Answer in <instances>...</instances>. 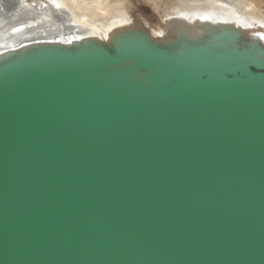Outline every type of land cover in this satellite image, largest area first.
Segmentation results:
<instances>
[{
    "label": "bare ground",
    "instance_id": "bare-ground-1",
    "mask_svg": "<svg viewBox=\"0 0 264 264\" xmlns=\"http://www.w3.org/2000/svg\"><path fill=\"white\" fill-rule=\"evenodd\" d=\"M58 1L62 2L65 7L59 8ZM58 1L0 0V57L9 51H16L37 43L72 44L85 40L108 42L115 32L126 28H145L142 20L135 15H129V13L127 15L126 12L118 15L112 13L110 7L112 1L119 0ZM178 3L181 6L190 5L193 7H187L186 10L183 8L182 11L166 17L164 21L167 25V32L157 34L149 32L153 39L165 41L170 35L175 39L184 35L191 45L198 49L197 54L201 58L198 55L196 58H198L197 62L202 71L220 69L219 72L225 74L239 70L246 74L249 64H258L259 58L254 55L234 56L222 48L209 49L195 46L199 40L209 41L207 44L215 41L211 39L212 33L206 27L214 25L234 28L240 34H238L240 41L263 50L264 17L252 18V16L255 17L253 12L257 10L252 1L180 0ZM18 16H20L19 20L23 19V21L10 22ZM47 17L51 19L52 24L45 22ZM73 17L76 21L72 20ZM114 17L115 19L120 18V20L113 21ZM246 17H250L251 22H246ZM92 19L96 23L97 21L99 23V20L104 21L100 25V23L93 22ZM169 27L170 30L175 28L174 31H170ZM170 79V77L167 78L169 81ZM52 85L35 84L29 87L30 90L24 92L6 93L5 96H0V105L9 104L11 101L13 104H22L26 103L22 100H26L27 105L23 107L40 111L43 110V103L47 100L61 99L60 96L65 100L70 99L69 95L57 94L58 91L50 89L61 88V93L63 91L76 92L81 95L79 96L81 100L76 99L75 101L76 108L79 109L81 105L90 107L93 105L95 108L91 112L114 114L116 117L119 116V113L122 115L121 113L138 110L139 108H135V106L137 103L140 104L139 101L151 100L139 97L141 94L136 92L117 89L110 91L96 85L89 86L88 84L85 89L65 86V90H62V86L58 84H55L56 87H52ZM181 86L184 87V84ZM224 95L230 99L233 98L232 101L245 96H250L252 99L237 103L240 106L216 107L217 111L233 115L225 129H240L243 132L264 136V119H262L264 118V103L256 102L260 98L264 99V92L263 94L261 92L249 94L237 91ZM191 97H200V95L196 92ZM191 97L183 95L182 99H191ZM212 97L218 98V95ZM32 105L33 107H30ZM16 107L21 106L16 105ZM6 111V109H0V116L7 117L12 112H16L12 110L7 114ZM242 113L247 116H238ZM16 114L18 113L14 115ZM123 123L119 125H124ZM206 124L205 121L198 123L199 126ZM69 128L68 126L64 127L66 130ZM122 128H126V126ZM111 130L117 132L114 127ZM32 146L25 144V148L22 149L28 150ZM196 148L190 146L186 150L195 153L200 150ZM179 150L186 151L183 148H179ZM207 150L208 148L199 152L205 153ZM23 151L19 149L16 154ZM160 152L153 153L154 155L138 152L137 155H130L126 159H131L129 164L132 167L138 162L147 166L151 164L152 169L148 167V174L152 177L156 170L152 164L165 162V166L170 163L167 161L180 159L169 156V153ZM262 152H258L256 155L262 156L261 166L264 169V154ZM16 154L6 152L8 159L14 158L19 161L16 168H13L14 172L21 171L27 175L25 171L31 170L33 165L38 163L48 172L56 171L60 174L61 172H75L78 173L77 176L87 177L84 179L86 186H89L90 182L97 183L98 181V185L105 187L104 190L102 186L98 188L96 185L94 188H86L95 194L94 198H84V195H89L88 193L93 194L87 190L72 189L64 193L68 196V193L77 191L75 199L84 198L86 212L94 214L95 219L97 217L101 219L98 224H95L94 219L92 221V217L84 218L86 213L84 206L81 209L75 205L68 206L64 203L65 208L62 210L65 215L61 218V223L50 210L45 208L47 204L35 205L30 203V200L19 196H3L5 192L0 189L2 200L12 213L10 216L0 211V236L14 238L10 229L16 225L26 228L27 235L34 238L32 245L39 249L38 253L29 250L30 254L36 257V261L42 263L51 259L56 263L65 261L63 264H264V170L260 165L259 167L253 163L255 158L231 157L234 159L231 162L236 163V167H239L238 171L234 170V172L240 184L236 183L238 185L235 187L227 184L226 190L222 193L211 194L203 192L202 188L195 187L202 193L198 192V194L196 191L192 197L185 194L187 192L185 187L175 186L169 178L164 180L165 176L150 180L153 178L125 174L121 164L127 161L120 157L109 155L107 158L99 154L95 155V153L85 154V151L78 148L58 150L50 155H46L45 152L44 155L38 154L39 156H37L30 151L22 157ZM186 158L189 157L182 159ZM182 162L183 166L190 165L188 161ZM110 164L111 166L114 164L115 168L109 169L107 166ZM176 166L178 165L176 164ZM196 173L203 175L205 171L199 169ZM22 177L30 178L29 176ZM66 178L72 180V178ZM152 181L160 182L153 185ZM45 185L48 184L45 183ZM19 188L25 192L28 191L24 186ZM192 188L190 187V190ZM37 189L42 190L40 192L44 191V189ZM158 190H162L163 193H159ZM30 206L38 207V209L33 208L30 212ZM61 206L59 207L61 208ZM8 218H10L9 222H2ZM77 220H80L83 225H98L93 229L94 232H101L105 225L110 226V231L117 234L114 235L113 242L111 239L110 241L120 246L115 250L118 255L115 256L114 253L108 251L94 252L92 245H88L85 241H75L68 235L64 236L63 231L55 226L77 225L75 222ZM86 231L90 232L91 229L88 228ZM76 245H84V247L76 251ZM107 248L109 249V247ZM12 249L19 252L16 248ZM3 261L1 260V264Z\"/></svg>",
    "mask_w": 264,
    "mask_h": 264
},
{
    "label": "water",
    "instance_id": "water-1",
    "mask_svg": "<svg viewBox=\"0 0 264 264\" xmlns=\"http://www.w3.org/2000/svg\"><path fill=\"white\" fill-rule=\"evenodd\" d=\"M206 27L212 33L211 39L215 41L207 44L209 41L199 40L195 46L209 49L222 48L234 56L254 55L259 58L260 63L249 64L246 74L239 70L225 74L219 72L220 69L202 71L196 58L198 49L191 45L187 37L181 35L175 39L170 35L165 41H156L145 28H126L115 32L108 42L85 40L72 44L37 43L2 54L0 96H5L6 93L24 92L30 90L29 87L32 85L45 83L53 84L52 87L58 84L62 86V90H65V86L85 89L88 84L96 85L110 91L117 89L136 92L141 94L139 97L151 99L139 101L140 104L137 103L135 106L139 108L138 110L121 113L122 115L119 113L116 117L114 114L91 112L95 108L93 105L90 107L80 104L79 109L76 108L75 101L81 100L79 98L81 95L76 92L61 93V88L50 89L58 91L57 94L69 95L70 99L65 100L60 96L61 99L47 100L43 103V110L40 111L23 107L27 105L26 100H22L26 102L22 103L24 105L15 103L21 107H16L12 101L0 105V109L7 110L5 113L12 110L18 113L16 114L18 117L13 112L10 114L12 116H0V189L5 192L3 196H19L35 205L47 204L45 208L61 221L65 215L62 210L65 208L64 203L82 209V206H86L84 198H94L95 195L86 188H94V185L98 188L102 186L98 185V181L90 182L91 184L86 186L84 179L87 177L77 176L78 173L75 172H61V174L56 171L48 172L38 163L34 164L31 170L25 171L27 175L21 171L14 172L13 168H16L19 161L14 158L8 159L6 152L16 154L19 149L24 150L19 153L20 155L16 154L19 157L27 155L28 151L39 156L38 154L44 155L45 152L46 155H50L58 150L77 148L85 151V154L95 153L107 158L109 155L120 157L127 161L121 164L125 174L146 177H150L148 170L152 169L151 164L147 166L138 162L136 165L132 164V167L129 164L131 159L126 158L137 155L138 152L147 155L159 151L169 153V156L180 159H169L171 160L167 161L170 162L169 165L165 166V162L152 164L156 170L150 177L153 179H149L165 176L164 180L169 178L175 186L185 187L187 191L185 194L192 197L194 192H201L195 187L211 194L222 193L226 190L227 184L234 187L240 184L234 172V170L238 171L239 167L231 162L234 160L231 157L255 158L253 163L261 166L262 156L256 154L262 151L264 154V136L243 132L240 129L226 130L225 127L230 123L233 115L217 111L216 107L240 106L237 103L252 100L250 96H245L232 101L233 98L224 95L231 92L263 94L264 49L254 48L240 41V34L234 28L214 25ZM174 29L170 30L169 27L170 31ZM127 74L128 76H125ZM168 77L171 78L170 81L167 80ZM83 82L87 83L83 84ZM182 84L184 87L181 86ZM196 92L200 97H191ZM183 95H188L191 99H182ZM214 95H218V98L212 97ZM256 102L262 104L264 99L260 98ZM238 116L246 117L247 114L242 113ZM200 121H205L207 124L199 126ZM122 123L124 125H119ZM67 126L70 128L64 129ZM125 126L126 128H122ZM113 127L117 132L111 130ZM25 144L33 146L28 150L22 149L25 148ZM190 146L200 150L192 153L186 150ZM48 148L50 150H47ZM206 148H208L207 152H199ZM183 157L189 158L182 159ZM182 161H188L190 165L183 166ZM111 164L107 167L114 169L115 165L111 166ZM199 169L204 170L205 173L197 175ZM152 182L154 185L160 181ZM21 186L28 191L19 188ZM190 187L193 188L190 190ZM37 188L44 191L40 192L42 190ZM72 189L87 190L93 194L88 193L89 195H84L81 200H76L77 191L68 193V196L64 194ZM102 189L104 190L105 187L102 186ZM158 192L163 193L162 190ZM56 195L59 197H55ZM60 203L63 205L61 206ZM8 208L0 196V211L12 216ZM33 208L38 209L30 206L29 211L32 212ZM28 216L30 217V214ZM93 216L95 215L86 212L84 218L92 217V221L94 219L95 224H98L101 219L98 217L95 219ZM6 221L9 222L10 218L2 222ZM75 222L77 225L55 226L63 231L64 236L68 235L75 241H85L88 245H92L94 252L108 251L115 256L118 255L115 250L120 246L111 243L114 235L117 234L110 231V226L105 225L101 232H94L93 229L98 225H83L80 220ZM88 228L91 229L90 232L86 231ZM10 231L14 238L0 236V264L1 260H4L2 264H63L65 262L56 263L51 259L42 263L36 261V257L29 252V250L39 252V249L32 245L33 236H28L26 228L19 225ZM83 247L84 245H76L75 250H81ZM12 248H16L19 252Z\"/></svg>",
    "mask_w": 264,
    "mask_h": 264
},
{
    "label": "rangeland",
    "instance_id": "rangeland-1",
    "mask_svg": "<svg viewBox=\"0 0 264 264\" xmlns=\"http://www.w3.org/2000/svg\"><path fill=\"white\" fill-rule=\"evenodd\" d=\"M179 1L180 0H119V1H112L110 7L112 8L111 11L113 14L118 15L119 13L126 12L125 14L127 15L129 13V15L132 14L135 15V17L137 16V18L142 20V23H144L145 29L148 32L157 34L161 32H165V33L167 32V25L165 24L164 21L166 17L172 16L176 12L182 11L183 8L187 9V7L188 8L193 7L190 5H185L186 7L183 5L181 6V4L178 3ZM250 1H252V3L255 5V7L258 10L253 12V15H255V17L252 16V18H258V17L260 18L262 16L264 17V0H250ZM59 3H60L59 8L62 9L65 7L64 4H62V2ZM113 5L116 6L114 7ZM19 17L20 16L16 17L15 19L13 18L10 22L15 23V22L23 21V19L19 20ZM72 20L76 21L75 17H73ZM88 20L90 21V19ZM119 20L120 18L115 19V17L113 19V21H119ZM245 20L246 22H251L250 17H246ZM46 21L47 24L53 23L51 19H48V17L45 19V22ZM92 21L95 22V20L93 19ZM103 21L104 20H99L100 25L103 23Z\"/></svg>",
    "mask_w": 264,
    "mask_h": 264
}]
</instances>
